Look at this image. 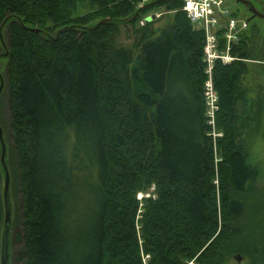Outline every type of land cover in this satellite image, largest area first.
Wrapping results in <instances>:
<instances>
[{
    "label": "trees",
    "instance_id": "trees-1",
    "mask_svg": "<svg viewBox=\"0 0 264 264\" xmlns=\"http://www.w3.org/2000/svg\"><path fill=\"white\" fill-rule=\"evenodd\" d=\"M249 1L264 13V0ZM81 3L91 10L78 13ZM182 4L0 0L6 163L21 214L12 264H225L250 253L240 220L259 172L239 145L238 122L252 106L240 87L247 61H264L259 27L241 33L237 59L213 65L214 126L223 131L215 140L205 116L204 35ZM161 7L171 20L155 27ZM124 24L130 46L114 42ZM152 186L141 211L137 193ZM256 253L264 257V244Z\"/></svg>",
    "mask_w": 264,
    "mask_h": 264
},
{
    "label": "rangeland",
    "instance_id": "rangeland-1",
    "mask_svg": "<svg viewBox=\"0 0 264 264\" xmlns=\"http://www.w3.org/2000/svg\"><path fill=\"white\" fill-rule=\"evenodd\" d=\"M148 0H141V3H144ZM230 5L234 7L235 10L238 12L244 14L246 17L250 16L249 11L247 8L242 4H235L234 2L230 1ZM91 10V7L87 5V3H81L79 4L77 8V12L80 14L87 13ZM154 12L157 14L156 21L154 22L155 27H165L167 23L171 20L170 14H167V12L164 10L163 7L157 8L154 10ZM141 22V21H140ZM139 22L140 25H142ZM251 24H257L259 27V36L257 37V43L261 44L262 50L264 51V19L261 18H253L250 20ZM1 36L3 42L6 41L5 38V31H1ZM134 40V34L132 33L131 27L127 24H124L120 27L117 34L114 36V42L130 46L133 43ZM3 49L0 44V52H2ZM263 53V52H262ZM2 54V53H1ZM5 65V59H0V74L3 79V88L0 93V125L2 126L3 133L6 137V143L8 142L10 130H9V109L7 105V94L4 90V77H3V69ZM247 72L244 74V76L240 80V87L251 99L252 106L251 110L248 113V116L246 118H242L239 120V145L242 147V150L244 154L247 155V158L249 162L256 166L257 172H259V175L256 176L255 181L251 183V188L248 191L247 196L244 198L245 202V215L242 220H240V224L243 223L245 220L248 223V230L247 233L250 237V243L252 245V248H255L256 250H252L250 248V253L248 255L236 252L228 255L225 258V264H264V257L260 256L256 252L261 251V247L264 244V61H256V60H250L247 61ZM203 90H205V86L203 84ZM207 96L211 99L213 98L215 106L214 108H217L218 106V95L216 91L214 90L212 94L208 93ZM205 103V116L207 117V124L208 122V110L210 106L206 103V96L204 98ZM211 136L213 139L216 140V138H221L223 136L222 129L211 126ZM4 140V141H5ZM214 146V152H213V161L215 165V174L213 177V183L216 187V198L218 200L217 203H219L220 199V191H219V184H220V178L218 173V162L221 161V155L218 150L217 144ZM153 193V186L148 188L146 192L138 191L137 198L140 201V210H143L142 206V197L149 196ZM0 195L2 198L3 195V181L2 186L0 187ZM85 204H88L89 201H87V196L84 200ZM10 230L8 234V264H12L13 262V254L15 250V246L12 243L11 236L13 232L19 228V220H20V212L18 210V204L17 199L14 197L11 193L10 196ZM139 210V211H140ZM2 213L4 218V206H3V198H2ZM247 213V214H246ZM140 217V216H139ZM235 225L237 222H233ZM255 225V227H253ZM255 228V230H253ZM1 234L2 229H0V251H1ZM255 234V235H254ZM261 242L257 244L255 247V243ZM236 255H240V260H237Z\"/></svg>",
    "mask_w": 264,
    "mask_h": 264
},
{
    "label": "built area",
    "instance_id": "built-area-1",
    "mask_svg": "<svg viewBox=\"0 0 264 264\" xmlns=\"http://www.w3.org/2000/svg\"><path fill=\"white\" fill-rule=\"evenodd\" d=\"M230 1L237 4L234 0H183L181 7L193 28L201 30L204 35L202 51L206 64L204 70L206 79L203 83L205 86L203 96L204 98L206 96V103L210 106L208 122L211 126H214L215 112L218 109V106L214 108L213 98L207 96L214 91L213 65L216 61L226 64L238 58L231 53L232 48L240 42L241 33L250 24L248 17L235 10ZM140 23L143 24L144 21Z\"/></svg>",
    "mask_w": 264,
    "mask_h": 264
},
{
    "label": "water",
    "instance_id": "water-1",
    "mask_svg": "<svg viewBox=\"0 0 264 264\" xmlns=\"http://www.w3.org/2000/svg\"><path fill=\"white\" fill-rule=\"evenodd\" d=\"M237 4L244 5L247 10L250 12V16L248 20L253 18H261L264 19V13L257 10L254 5L249 0H234ZM155 16L153 15L152 18ZM3 25V24H2ZM1 27L0 26V40L1 43L4 44L1 36ZM35 31L39 32L40 29L35 28ZM2 56L6 55V52L0 54ZM3 88V79L0 74V93ZM0 166L3 172V178H4V185H3V206H4V218H3V227H2V234H1V251H0V264H8V234L10 230V191H9V185H10V175L8 166L6 163V144L3 137V130L0 126ZM237 260H240V255H236Z\"/></svg>",
    "mask_w": 264,
    "mask_h": 264
}]
</instances>
